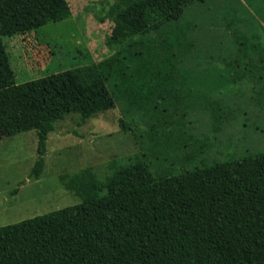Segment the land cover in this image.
I'll return each instance as SVG.
<instances>
[{"label":"trees","instance_id":"16d2710c","mask_svg":"<svg viewBox=\"0 0 264 264\" xmlns=\"http://www.w3.org/2000/svg\"><path fill=\"white\" fill-rule=\"evenodd\" d=\"M193 1L117 0L111 42H132L97 64L18 84L2 36L64 20L72 10L67 0H0V139L39 130L30 176L43 172L55 121L116 103L128 118L120 128L143 150L104 181L91 167L63 176L80 204L0 226V264H264V151L209 164L206 143L192 132L196 111L216 132L233 115L180 68L195 24L169 16ZM234 32L235 53L204 80L212 89L251 76L253 100L263 104L264 41ZM222 73L229 76L213 82Z\"/></svg>","mask_w":264,"mask_h":264},{"label":"rangeland","instance_id":"374dc122","mask_svg":"<svg viewBox=\"0 0 264 264\" xmlns=\"http://www.w3.org/2000/svg\"><path fill=\"white\" fill-rule=\"evenodd\" d=\"M67 1L72 10L69 18L48 22L30 32L2 36L18 84L97 64L136 38L111 42L114 19L110 8L117 0ZM234 8L240 17L250 13L264 24V0H194L169 16L175 22L195 24L187 37L192 45H187L189 51L181 56L180 68L200 80L196 89L208 90L211 99H220L233 108V115L220 132L213 129L211 118L202 111L191 115L192 132L206 143L200 145L208 148L204 157L209 164L264 151V109L262 103L254 102L252 85L230 81L211 89L204 80L206 75L222 70L223 59L235 53V26H226ZM257 32L264 38V27ZM218 76L213 82L229 74ZM106 85L110 90L109 81ZM120 118L128 121L116 103L90 116L69 114L55 121V129L45 141V165L38 179L30 172L38 157L39 130L0 139V226L80 204L82 199L65 189L63 176L68 179L91 167L104 181L116 166L141 157L139 141L130 129L120 128Z\"/></svg>","mask_w":264,"mask_h":264},{"label":"crops","instance_id":"0c3cea01","mask_svg":"<svg viewBox=\"0 0 264 264\" xmlns=\"http://www.w3.org/2000/svg\"><path fill=\"white\" fill-rule=\"evenodd\" d=\"M238 12H239L238 9L234 8L232 16L230 18L227 19L226 17H224L225 20L227 19V24H226L227 28L230 29L232 26H235V28L233 30V34H235V32H234L235 30L242 29L244 32H246L249 35L257 34V36L262 41H264V38H263L261 32H257V29L264 27L263 20L261 18H254V15L250 14V13L246 14L247 17H240ZM263 17H264V14H263ZM240 23L244 24V25H239ZM233 38H234V35H233ZM235 46H236V44H235ZM262 64H264V62H262ZM245 68H249V66L248 67L245 66ZM262 76H264V71L260 72V77H262ZM253 80H254V78H252L251 76H247L242 80V82L252 85ZM251 94L252 95L254 94L252 89H251ZM260 100H263L262 102H264V95L260 97ZM261 106H262V109H264V103L261 104Z\"/></svg>","mask_w":264,"mask_h":264}]
</instances>
